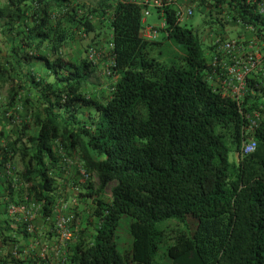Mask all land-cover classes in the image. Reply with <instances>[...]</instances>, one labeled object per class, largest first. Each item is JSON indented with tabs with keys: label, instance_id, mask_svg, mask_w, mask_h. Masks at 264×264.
<instances>
[{
	"label": "trees",
	"instance_id": "trees-1",
	"mask_svg": "<svg viewBox=\"0 0 264 264\" xmlns=\"http://www.w3.org/2000/svg\"><path fill=\"white\" fill-rule=\"evenodd\" d=\"M90 1L0 0V82L9 85L1 115L17 123L0 128L6 205L36 201L38 213L51 217L57 183L69 178L65 167L77 157L71 182L92 203L84 222L91 227L67 242V264H264V118L253 134L256 149L230 160L240 148L242 116L211 82L208 65L223 37L203 43L177 20L171 0L156 7L164 27L154 40L140 32L146 4ZM190 1L205 16L218 14L221 27L241 24L250 33L243 39L258 38L264 50V21L253 11L260 0ZM96 18L110 29L107 69L116 75L103 103L85 92L95 49L86 45L78 60L62 53L77 36L99 37ZM260 102L264 59L248 78L242 108L251 112ZM84 106L92 112L84 115ZM15 155L21 168L9 179ZM122 215L130 220L126 252L116 241ZM19 221L0 225L1 244L34 231ZM0 264L31 261L6 251Z\"/></svg>",
	"mask_w": 264,
	"mask_h": 264
},
{
	"label": "rangeland",
	"instance_id": "rangeland-1",
	"mask_svg": "<svg viewBox=\"0 0 264 264\" xmlns=\"http://www.w3.org/2000/svg\"><path fill=\"white\" fill-rule=\"evenodd\" d=\"M83 1L89 4L91 3L90 0H83ZM171 2L177 7L191 6L193 8L192 15L183 19L181 24L183 26L193 29L194 31H197L199 38L202 39L203 43L207 45L208 44L210 45L212 41L214 42V40L215 41L218 40V36L220 34L223 37L221 41L226 39L236 38V36L240 32H241L240 36L242 38H247V36H249L250 34L247 32L246 29L245 30L243 29L241 24L238 23L231 24L229 22H225L221 27L217 22H214L215 15L218 14L212 13L211 17L205 16L203 14V10L202 13L199 12L198 9H196L197 7L195 3H191L190 0H171ZM147 9H148V13L144 16L145 19L143 20L142 24L160 27L163 23L162 12L152 5L148 6ZM95 23L97 28H99L100 31L99 37L101 38V40L96 41V39L99 37H95L93 33L89 35H84L82 38L77 36L75 39L66 43V45L62 49V53L66 58H69L71 60H78L86 55V52L83 51V48L86 47V45L89 44L91 45V47L95 49L96 55L94 56L96 57H94L92 60L94 61V64L97 65V67L91 74L88 85L85 88V92L89 96V99H94L103 103L105 102L106 98L110 93V87L112 82L115 80L116 75L108 74L106 72V69L110 65L111 60H110L109 50L107 48V43L104 41L106 39H104L103 37L110 33V29L106 24L105 25L102 24V21L99 20L98 18L95 19ZM92 37H94L95 39L92 40ZM5 51H6L5 46L2 45L0 42V55L4 54ZM8 88L9 85L7 83L0 82V128L4 132H7L8 129H13L17 127L16 122H11L10 119L8 120L6 117H3L1 115V111L3 110L2 108L4 104L6 105V101L8 97ZM80 110L83 111L84 115L88 111L92 112L89 106H84ZM81 116L83 117V114ZM3 143H5V140L0 138V156L3 153L1 149ZM234 158H235L234 154L231 152L229 154V159L233 160ZM73 160H74L73 162H70L73 165H69L65 167L68 173L63 174V176L66 175V177L69 178L60 181L63 184V188L60 191H58L55 202V204L58 203L57 208H59V210H61L63 214H67L68 216L71 217L70 221L67 223L65 227L68 232V238L63 239V241L66 240L67 242H71L75 239L78 231L80 230V227H83L84 225L89 226V224H86L84 222H86L85 221L86 214L89 212L92 206L90 199L79 196V187L71 182L73 176L74 177L77 176V174L74 173L73 171L74 166H76L75 162L77 160V157H73ZM20 167H21V163L18 158V155H15L11 165L8 167V170L5 172L7 175H9L10 177L9 179L13 177L15 171L19 170ZM6 179H7L6 176L2 177L0 179V182L5 183L7 181ZM90 180L95 185L97 184V178L95 174L90 175ZM114 184L115 182L112 181L106 186L104 190V195L106 196V198H110L111 187ZM0 205L2 207L0 208V210L1 209L3 210L2 214H4V212H6V214H9L7 212L6 202H2V204L0 203ZM61 205H65V208L64 207L60 208ZM3 217H5V215ZM34 217L32 220L35 219ZM51 218L52 220L54 219V213L51 216ZM129 221H130L129 217L127 215H122L116 230L117 247L122 252H126L127 250H129L131 244V237L128 231ZM90 227L91 226H89L88 228ZM64 248L68 252L66 245ZM160 249L162 251L164 247L161 246Z\"/></svg>",
	"mask_w": 264,
	"mask_h": 264
},
{
	"label": "built area",
	"instance_id": "built-area-1",
	"mask_svg": "<svg viewBox=\"0 0 264 264\" xmlns=\"http://www.w3.org/2000/svg\"><path fill=\"white\" fill-rule=\"evenodd\" d=\"M114 1H133L139 4H146L143 0H114ZM255 1V0H253ZM165 4L164 0H151L150 5L161 7ZM254 13L260 15L261 20L264 21V0L257 1L253 8ZM148 13V9L144 11V16ZM192 9L178 7L176 17L178 21L191 16ZM145 19V18H144ZM164 27V21L160 27L152 25H143L140 32L141 35L150 40L158 39L161 29ZM252 29L251 26L247 27ZM246 41V42H244ZM259 39L251 37L248 39H226L219 42L215 49H213L208 65L211 68V76L209 79L216 87L222 88L230 97L236 102L238 112L242 116V136L239 150L235 153V157L239 158L248 153H252L256 149V140L254 139V131L257 128L259 121L264 118V103L258 105V108L251 112L243 110V98L248 89V78L256 71L260 70L263 59L264 50L258 44ZM96 55L95 50L91 49L89 58L93 59ZM106 72L109 74V70ZM9 166L6 168L8 169ZM81 172L85 176L82 169ZM86 177V176H85ZM55 204L53 208L54 219L52 228L59 233V235L67 239L68 232L66 225L71 217L63 214ZM65 208L61 205L60 208ZM40 208V204L36 201L23 202L19 205L9 203L7 211L10 214L19 213V219L25 224L24 228L28 232L33 231L32 219L35 213ZM14 255V253H13ZM16 256V255H14Z\"/></svg>",
	"mask_w": 264,
	"mask_h": 264
},
{
	"label": "crops",
	"instance_id": "crops-1",
	"mask_svg": "<svg viewBox=\"0 0 264 264\" xmlns=\"http://www.w3.org/2000/svg\"><path fill=\"white\" fill-rule=\"evenodd\" d=\"M143 1L147 2V7L150 6L151 0ZM240 33L237 36H239ZM0 172H2L0 173L1 178L6 176L3 173L1 166ZM5 184L6 183L0 182L1 204L2 202H6V200L8 201L9 198L8 194H6L7 189L5 188ZM57 186L58 191L63 188V184L61 182H58ZM0 208H2L1 205ZM2 213L3 210L1 209L0 225H3L6 223V221L16 225L15 222L20 220L17 217L15 218V216L11 215L10 213ZM35 214V219L32 220L34 231L30 235L27 234L23 236L20 232H14L12 233L11 237L14 238L15 241L8 240L7 244L0 243V260L6 251H10L12 254L14 253V255L20 256V258L24 260H30L31 264H67L68 261L65 257L67 254H69V250L67 252V250L64 248L67 244V241H63L64 238H62L59 233L52 228L53 220L51 217H44L38 213V211ZM4 215L5 217L3 218Z\"/></svg>",
	"mask_w": 264,
	"mask_h": 264
}]
</instances>
